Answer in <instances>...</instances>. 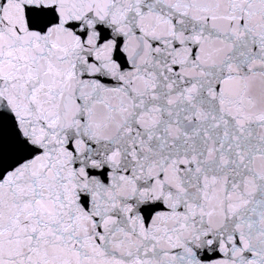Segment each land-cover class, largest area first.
<instances>
[{
	"label": "snow or ice",
	"instance_id": "snow-or-ice-1",
	"mask_svg": "<svg viewBox=\"0 0 264 264\" xmlns=\"http://www.w3.org/2000/svg\"><path fill=\"white\" fill-rule=\"evenodd\" d=\"M0 264H264V0H0Z\"/></svg>",
	"mask_w": 264,
	"mask_h": 264
}]
</instances>
